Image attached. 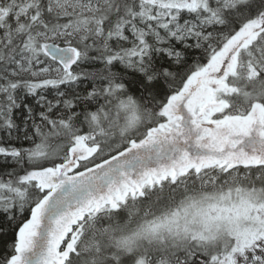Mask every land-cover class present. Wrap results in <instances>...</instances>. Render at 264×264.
Here are the masks:
<instances>
[{
    "label": "snow or ice",
    "instance_id": "snow-or-ice-1",
    "mask_svg": "<svg viewBox=\"0 0 264 264\" xmlns=\"http://www.w3.org/2000/svg\"><path fill=\"white\" fill-rule=\"evenodd\" d=\"M0 264H264V0H0Z\"/></svg>",
    "mask_w": 264,
    "mask_h": 264
}]
</instances>
